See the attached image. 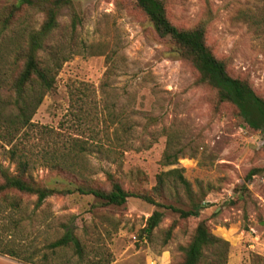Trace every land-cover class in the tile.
Here are the masks:
<instances>
[{
	"label": "rangeland",
	"instance_id": "obj_1",
	"mask_svg": "<svg viewBox=\"0 0 264 264\" xmlns=\"http://www.w3.org/2000/svg\"><path fill=\"white\" fill-rule=\"evenodd\" d=\"M5 1L0 0V9ZM163 2L167 17L180 28L193 27L210 10L207 46L225 60L232 76L247 79L255 93L264 96V0ZM26 17L35 28L43 19L31 11ZM15 42L13 33L0 30L1 71ZM47 43L63 46L67 59L32 116L38 130L30 139L33 178L50 187L72 188L68 177L49 167V156L37 152H50L52 143L62 147L80 137L87 144L75 166L94 182H103V170H110L125 188L151 194L159 172L182 167L203 207L197 217L180 218L170 208L138 197L115 206L96 205L94 198L77 193L51 195L38 209H33L34 196L24 197L20 211L0 214L4 244L20 246L24 255L34 251L39 258L67 224L78 236L105 246L111 264H179L193 229L204 221L211 233L228 242L226 264H264V172L247 185L243 200H237L235 191L250 168L264 166V132L250 129L230 103L217 102L215 89L196 83L192 64L179 57L168 38L158 36L134 0H72L71 6L60 9L58 26ZM119 123L130 126L120 133L124 147L113 135ZM166 131L182 148L172 166L160 163ZM3 147L0 141V162L13 170ZM157 200L189 207L180 188H168ZM155 209L162 217L146 237L141 230ZM173 224L162 246L165 230ZM0 258L26 264L9 255ZM0 264L6 263L0 259ZM199 264H207V258Z\"/></svg>",
	"mask_w": 264,
	"mask_h": 264
},
{
	"label": "trees",
	"instance_id": "obj_2",
	"mask_svg": "<svg viewBox=\"0 0 264 264\" xmlns=\"http://www.w3.org/2000/svg\"><path fill=\"white\" fill-rule=\"evenodd\" d=\"M134 2L149 19L158 36L168 38L179 57L192 64L197 72L196 83L215 89L217 102L230 103L250 129L264 132V96L256 94L247 79L232 76L227 71L225 60L217 58L206 44V25L210 19V10L193 27L180 28L167 17L163 0ZM71 3L72 0H6L0 9V30H9L16 37L5 69H0V141L4 145L6 156L14 163V169L10 170L0 162V214L6 210L20 211L24 197L34 196L33 209H38L51 195L77 193L94 198L96 205L121 206L129 197H138L156 206L168 207L177 212L180 218L197 217L203 206L200 199L196 198L189 181L183 176L182 167H171L159 172L151 194L125 188L110 170H103V182H94V177L75 166L80 151L87 144V140L80 137H72V143L62 147L54 142L50 152L43 148L37 152L49 156V167L62 177H68L74 183L72 188L50 187L33 178L29 153L34 147L31 135L37 134L38 130L33 128L32 116L44 96L54 88L59 68L67 59L63 46L48 45L47 41L58 26L60 9L71 6ZM28 11L43 15L39 27L32 26L26 17ZM76 22L77 16L73 14L72 29ZM45 51L47 53L44 55ZM9 57L12 68L8 72ZM109 73L110 68L104 75L108 76ZM72 99L74 103L77 102V98ZM128 129L130 126L125 123H119L113 128L114 138L121 143L120 146L124 147L126 141L120 137V133ZM165 134L160 163L172 166L177 163L182 148L176 145L171 132L166 131ZM262 172L264 166H256L245 173L243 183L235 188L238 192L237 200H243L248 195L247 185L255 175ZM168 188L182 189L189 207L184 209L165 205L157 200L165 195ZM235 202V199L230 201L232 204ZM161 217V211L153 210L141 230L146 237L150 236ZM173 226L174 224L165 230L162 246L167 243ZM62 227V234L44 246L39 258H35L34 251L24 255L20 246L10 247L4 244L2 238L0 254L9 255L26 264H111L113 259L105 246L78 236L74 228L67 224H62ZM228 252V242L211 233L207 224L200 221L183 247L179 264H199L203 258H207V264H226Z\"/></svg>",
	"mask_w": 264,
	"mask_h": 264
},
{
	"label": "crops",
	"instance_id": "obj_3",
	"mask_svg": "<svg viewBox=\"0 0 264 264\" xmlns=\"http://www.w3.org/2000/svg\"><path fill=\"white\" fill-rule=\"evenodd\" d=\"M0 259H2L3 262L6 263V264H7V263H8V264H11V260H12V259H10V258H0Z\"/></svg>",
	"mask_w": 264,
	"mask_h": 264
}]
</instances>
